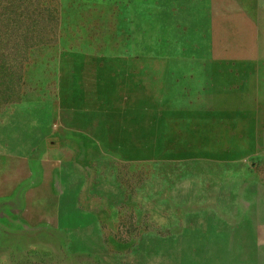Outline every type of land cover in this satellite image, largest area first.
<instances>
[{"label":"rangeland","instance_id":"1","mask_svg":"<svg viewBox=\"0 0 264 264\" xmlns=\"http://www.w3.org/2000/svg\"><path fill=\"white\" fill-rule=\"evenodd\" d=\"M18 1L0 264H264V0Z\"/></svg>","mask_w":264,"mask_h":264},{"label":"trees","instance_id":"2","mask_svg":"<svg viewBox=\"0 0 264 264\" xmlns=\"http://www.w3.org/2000/svg\"><path fill=\"white\" fill-rule=\"evenodd\" d=\"M7 3H10L9 5H4L3 6V9H4V11H0V16H6L4 13H7V11H9V10H15V13L17 12V13H19L18 11H16V9H17V4H16V2H19L18 0H5ZM1 2V1H0ZM50 11V10H49ZM16 13V14H17ZM29 11H27V9H23L22 11H20V14L19 15H21L22 16V19L23 18H28V16H29ZM19 21H22V20H19ZM16 30H18V29H16ZM25 31V33L23 34V32H21V35H23V40H24V43H26L25 45L27 46V44H28V42H32V43H34V44H36V42H38L39 40H37L38 38H36V37H31V36H28L27 34L29 33V31L27 30V29H23L22 28V30L21 31ZM20 32V31H19ZM26 39V40H25ZM2 65H5V63H3Z\"/></svg>","mask_w":264,"mask_h":264},{"label":"crops","instance_id":"3","mask_svg":"<svg viewBox=\"0 0 264 264\" xmlns=\"http://www.w3.org/2000/svg\"><path fill=\"white\" fill-rule=\"evenodd\" d=\"M19 158H21L22 159V157H19ZM23 159L25 160V161H27L28 162V164H30L31 166H32V164H35V162H38V164L40 165V164H44V165H49V166H55L56 164H55V162L54 161H52L48 156H45V157H43V156H40V155H38L37 157L36 156H30V157H23Z\"/></svg>","mask_w":264,"mask_h":264}]
</instances>
